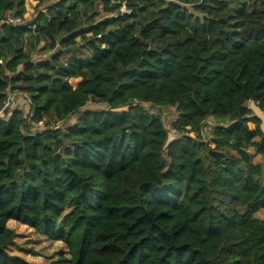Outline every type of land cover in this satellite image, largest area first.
<instances>
[{"label":"trees","instance_id":"1","mask_svg":"<svg viewBox=\"0 0 264 264\" xmlns=\"http://www.w3.org/2000/svg\"><path fill=\"white\" fill-rule=\"evenodd\" d=\"M26 1L0 0V110L29 111L0 116V264H32L10 221L63 243L54 264H264V0H33L8 23Z\"/></svg>","mask_w":264,"mask_h":264},{"label":"rangeland","instance_id":"2","mask_svg":"<svg viewBox=\"0 0 264 264\" xmlns=\"http://www.w3.org/2000/svg\"><path fill=\"white\" fill-rule=\"evenodd\" d=\"M37 5L38 2L33 0L26 1V13L24 15V20L21 24L29 23L36 15L37 12ZM188 9L192 12L191 7ZM100 14H95V17H102V6L99 7ZM104 15V14H103ZM196 16L202 18V16L195 14ZM13 20V18H8L7 22L9 23ZM81 39L78 38L77 42H80ZM44 43H41L40 47L43 46ZM82 44V43H81ZM83 46V44H82ZM75 49V48H74ZM80 53L83 56H89L90 51L82 47L80 49ZM70 51L67 52L66 56L62 58L63 61H66L67 57L70 55ZM49 55H45V53H35L33 58L35 61L40 59H47ZM80 80H71V85L74 89H78ZM27 96L24 97L21 94H10L9 101L6 104L8 107L6 108L9 111L14 109H23V111L27 114L28 111V104L25 102L27 100ZM250 105V104H248ZM145 109H147L152 114L160 115L166 125V128L170 131V139H178L180 134H177L176 131L173 129V124L176 119L180 116V113L177 111L175 107H156L150 104L143 105ZM86 108L94 109V110H101L106 109L105 105H96V104H88ZM76 123V118H72L69 123L68 127H73ZM224 124V123H223ZM216 125L214 122L213 125H210L206 130L203 132L204 140L209 141L212 137V128ZM43 127V123L39 125ZM253 128V125H251ZM257 217L261 220L264 218V211H261L257 214ZM8 228L15 233V239L13 243L6 248L7 253L13 258H19L22 260L27 261L28 263L32 264H54L57 263L62 258L69 259V252L67 247L61 242H52L49 239L39 235L33 229L28 226L22 225L16 221H10L8 223Z\"/></svg>","mask_w":264,"mask_h":264},{"label":"built area","instance_id":"3","mask_svg":"<svg viewBox=\"0 0 264 264\" xmlns=\"http://www.w3.org/2000/svg\"><path fill=\"white\" fill-rule=\"evenodd\" d=\"M132 13H133V9L130 8L129 6H127L126 4H123V5L121 6V9H120L119 11L113 13L111 16H112L113 18H122V17H125V16H130ZM9 23L15 25V24L21 23V21H20V20H17V19H13L11 22H10V20H9ZM98 38H101V36L99 35ZM26 98H28V97H26ZM7 103H8V102H7ZM7 103H6V104H7ZM6 104H5V106L2 108V110H3V109H6V108L8 107V105L6 106ZM2 110H0V116H1ZM214 122L216 123V125L219 124V121H218V120H216V119H214V118H209V119L206 121V123H205L206 126L204 127L203 132H204V130H206L210 125H213ZM216 125H214V126H216ZM214 126H213V127H214Z\"/></svg>","mask_w":264,"mask_h":264},{"label":"water","instance_id":"4","mask_svg":"<svg viewBox=\"0 0 264 264\" xmlns=\"http://www.w3.org/2000/svg\"><path fill=\"white\" fill-rule=\"evenodd\" d=\"M75 48V47H74ZM71 48V49H74ZM249 109L253 112L254 116L260 121V130L264 135V111L254 102L249 103Z\"/></svg>","mask_w":264,"mask_h":264},{"label":"crops","instance_id":"5","mask_svg":"<svg viewBox=\"0 0 264 264\" xmlns=\"http://www.w3.org/2000/svg\"><path fill=\"white\" fill-rule=\"evenodd\" d=\"M259 140V138H256L254 141ZM246 151L252 157V162L255 165H264V158L262 157V155L258 154L253 147H248ZM235 154L238 155L237 153Z\"/></svg>","mask_w":264,"mask_h":264}]
</instances>
